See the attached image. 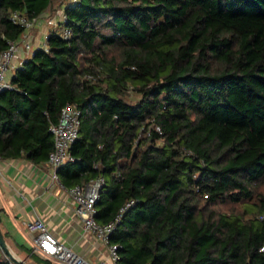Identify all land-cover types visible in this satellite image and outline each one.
Segmentation results:
<instances>
[{
    "label": "trees",
    "instance_id": "trees-1",
    "mask_svg": "<svg viewBox=\"0 0 264 264\" xmlns=\"http://www.w3.org/2000/svg\"><path fill=\"white\" fill-rule=\"evenodd\" d=\"M53 1L0 0V51L24 31L12 12L37 19ZM60 8L65 20L0 91V157L47 159L70 103L76 159L58 178L104 177L95 218L120 214L118 264H264V0Z\"/></svg>",
    "mask_w": 264,
    "mask_h": 264
},
{
    "label": "crops",
    "instance_id": "crops-1",
    "mask_svg": "<svg viewBox=\"0 0 264 264\" xmlns=\"http://www.w3.org/2000/svg\"><path fill=\"white\" fill-rule=\"evenodd\" d=\"M46 14L47 11L42 15ZM42 15L28 30L32 49L45 46V41L40 42L44 34ZM55 20L60 22V16ZM29 56L26 50L19 51L13 67L6 73L9 80L20 62ZM51 174L47 159L34 162L23 154L15 158L0 157V230L9 250L27 264H39L35 259L50 264L58 262L31 251L34 233L25 223L40 217L48 230L75 252L91 262L103 260L112 264L107 244L83 230L80 218L74 213L68 186L60 179L54 180Z\"/></svg>",
    "mask_w": 264,
    "mask_h": 264
},
{
    "label": "built area",
    "instance_id": "built-area-1",
    "mask_svg": "<svg viewBox=\"0 0 264 264\" xmlns=\"http://www.w3.org/2000/svg\"><path fill=\"white\" fill-rule=\"evenodd\" d=\"M10 18L14 22L21 24L24 31L20 37L9 41L7 47L0 51V91L11 87L10 80L6 77V73L13 67V59L17 57L19 51L26 50L30 55L33 51L28 37V30L34 25L37 19H27L25 16L15 11L11 13ZM63 20H65V16L62 13L60 21ZM47 23L54 29L58 25L55 19H48ZM60 34L66 37L69 34V30L63 29ZM46 36L47 35H45V38ZM79 125L80 110L76 106L66 103L60 110L58 121L51 123L49 126V131L53 136V149L49 152L47 161L52 168L51 177L54 180H59L57 168L60 165L66 161H74L76 159V156L71 152L70 148L72 142L78 135ZM153 126L156 131H160V126L158 124H154ZM96 165L97 164L94 163V166ZM103 184L104 177L102 175H97L84 183H76L67 187V191L74 202L73 210L80 218L83 230L92 233L95 237L106 243L109 250L110 261L112 264H118V254L116 252L117 244L109 242V235L115 227L120 214H118L114 220L106 223H99L95 218V202L98 199L99 190ZM130 203L131 201H128L125 206H128ZM125 206L122 207L121 210H123ZM25 225L29 231L34 233L31 247L32 252L62 264H107V262L103 260L91 262L65 245L58 237L48 230L40 217L28 220ZM0 253L10 264H16L9 254L2 249L1 245Z\"/></svg>",
    "mask_w": 264,
    "mask_h": 264
},
{
    "label": "rangeland",
    "instance_id": "rangeland-1",
    "mask_svg": "<svg viewBox=\"0 0 264 264\" xmlns=\"http://www.w3.org/2000/svg\"><path fill=\"white\" fill-rule=\"evenodd\" d=\"M62 1L63 0H54L52 2V5L50 6L49 10L47 11V14L42 15L41 22H42V27L44 29L43 30L44 34L41 35L40 42L45 41V35H47L48 31L51 29V27L49 26L50 24L47 23V20L48 19L54 20L55 17L57 18L58 15L61 16V14L63 13L61 11L62 9H60V4L62 3ZM214 207L217 208L219 211H227L230 209H235L237 211H240V209H241V206L239 204H236V205H233V204H217ZM34 258H35V256H34ZM35 260L39 264H50V263L42 261V260H38V259H35ZM56 263L59 264L58 262H54V264H56Z\"/></svg>",
    "mask_w": 264,
    "mask_h": 264
},
{
    "label": "water",
    "instance_id": "water-1",
    "mask_svg": "<svg viewBox=\"0 0 264 264\" xmlns=\"http://www.w3.org/2000/svg\"><path fill=\"white\" fill-rule=\"evenodd\" d=\"M0 245H1L2 249H3L7 254H9V256L11 257V259H12L16 264H27V263L25 262V260L20 259V258L14 256V255L12 254V252L9 250V248H8V246H7V244H6V241H5V239H4V236H3L2 232H1V230H0Z\"/></svg>",
    "mask_w": 264,
    "mask_h": 264
}]
</instances>
